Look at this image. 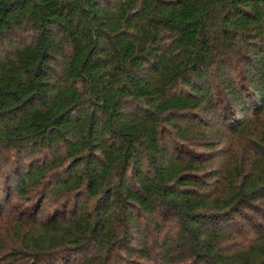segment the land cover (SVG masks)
<instances>
[{
    "label": "trees",
    "instance_id": "trees-1",
    "mask_svg": "<svg viewBox=\"0 0 264 264\" xmlns=\"http://www.w3.org/2000/svg\"><path fill=\"white\" fill-rule=\"evenodd\" d=\"M0 264H264V0H0Z\"/></svg>",
    "mask_w": 264,
    "mask_h": 264
}]
</instances>
